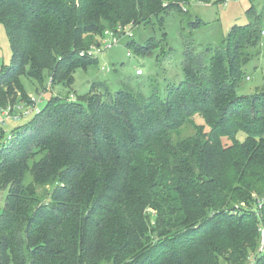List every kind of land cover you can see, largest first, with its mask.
<instances>
[{
    "label": "trees",
    "instance_id": "16d2710c",
    "mask_svg": "<svg viewBox=\"0 0 264 264\" xmlns=\"http://www.w3.org/2000/svg\"><path fill=\"white\" fill-rule=\"evenodd\" d=\"M186 3L0 0L12 48V64L0 70V106L33 108L0 119L34 114L6 139L0 132V192L10 187L0 264H246L251 252L264 264V93L238 94L264 14L254 11L218 44L187 46L179 84L129 78L113 91L92 81L79 98L53 96L41 108L44 92L38 99L22 83L48 76L51 86L71 87L77 68L98 64L100 55L87 51L107 31L144 53L135 30L163 27Z\"/></svg>",
    "mask_w": 264,
    "mask_h": 264
},
{
    "label": "rangeland",
    "instance_id": "374dc122",
    "mask_svg": "<svg viewBox=\"0 0 264 264\" xmlns=\"http://www.w3.org/2000/svg\"><path fill=\"white\" fill-rule=\"evenodd\" d=\"M165 3L168 5L167 2ZM184 6L182 10L185 14L172 11L165 16L163 27L156 21L155 24H150L148 27L142 25L135 30L136 43L143 45L146 53L137 52L135 46L128 48L123 44L116 45L104 54H100L98 64L92 63L87 68H77L71 87H66L63 83L51 86L52 78L48 76L45 77L42 85L25 76L21 78L22 83L27 92L38 99L39 94L44 92L42 101L39 103L41 108L53 96L63 99L79 98L89 91L92 81H105L113 91L121 89L122 81L129 78L133 81L153 78L150 83L153 82L156 85L179 84L184 76L183 57L187 46L200 51L206 45L218 44L235 25L244 26L251 23L254 20V11L257 14H264V0H231L227 4L224 0H188ZM191 22H194L193 26ZM106 39L110 40L111 37L107 35ZM128 50L132 52V56L127 55ZM253 53L254 56L250 62L242 69V78L238 80V94L242 96L251 97L264 93V36L258 47L253 49ZM11 62L10 39L5 25L0 22V70L3 65L12 64ZM103 65L111 66L113 70L108 73L103 72L100 69ZM140 67L144 69V75L137 76L136 69ZM46 87H48L47 90H45ZM143 90L148 91L147 85ZM248 107L249 105L246 104L243 109ZM32 116L19 120L10 118L2 123L1 129L5 131L4 139L12 134L13 130L27 123ZM195 121L200 125L205 124L200 115L196 116ZM206 130L209 128L206 127ZM184 133L193 134L194 129L186 126ZM238 138L244 139V132H239ZM223 142L226 145L231 144L226 137L223 138ZM9 192V186L0 192V215L4 211ZM97 216V214L93 215L92 222ZM261 232L264 237V228ZM255 260L251 252L246 264H254ZM220 264L228 263L222 261Z\"/></svg>",
    "mask_w": 264,
    "mask_h": 264
},
{
    "label": "built area",
    "instance_id": "2783aa9c",
    "mask_svg": "<svg viewBox=\"0 0 264 264\" xmlns=\"http://www.w3.org/2000/svg\"><path fill=\"white\" fill-rule=\"evenodd\" d=\"M229 1L231 0H224V3L227 4ZM120 30L123 31V34H125V36L129 35L132 36V30L131 29H123L120 28ZM108 35L111 37L110 40L106 39V36H104V38L102 39V43H100V45H96V46H92L88 51L87 54L89 56H98L100 54L105 53L106 51L110 50L111 48H113V46L119 44L120 41V36H118L117 34H115V32H108ZM262 34L264 35V27H263V31ZM131 51L127 53L128 56H131ZM103 70H109V68H107L106 66L102 67ZM136 74L137 75H144V69L143 68H137L136 69ZM26 106L22 105V104H17L13 107V105H9L6 108H2L0 106V115H5L7 114L8 117H16V119H18V117H23L24 114L25 115H30L32 113L33 108H25ZM14 110V113H13ZM5 118V117H4ZM6 118L4 120H0L1 121H5ZM2 122V123H3ZM1 125V124H0ZM0 132H1V127H0ZM264 235V232H263ZM260 251L263 252L264 251V237H263V244L260 248Z\"/></svg>",
    "mask_w": 264,
    "mask_h": 264
}]
</instances>
